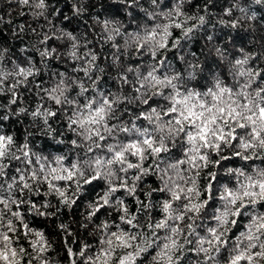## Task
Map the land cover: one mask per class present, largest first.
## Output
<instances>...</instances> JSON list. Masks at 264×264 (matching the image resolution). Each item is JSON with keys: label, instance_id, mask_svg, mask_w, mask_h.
I'll return each mask as SVG.
<instances>
[{"label": "clouds", "instance_id": "clouds-1", "mask_svg": "<svg viewBox=\"0 0 264 264\" xmlns=\"http://www.w3.org/2000/svg\"><path fill=\"white\" fill-rule=\"evenodd\" d=\"M0 264H264V0H0Z\"/></svg>", "mask_w": 264, "mask_h": 264}]
</instances>
